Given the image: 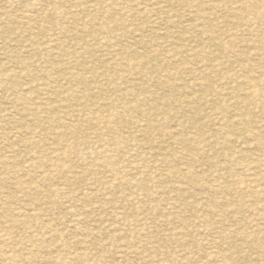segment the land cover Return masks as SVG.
<instances>
[{
    "label": "rangeland",
    "instance_id": "obj_1",
    "mask_svg": "<svg viewBox=\"0 0 264 264\" xmlns=\"http://www.w3.org/2000/svg\"><path fill=\"white\" fill-rule=\"evenodd\" d=\"M263 50L264 0H0V264H264Z\"/></svg>",
    "mask_w": 264,
    "mask_h": 264
},
{
    "label": "bare ground",
    "instance_id": "obj_2",
    "mask_svg": "<svg viewBox=\"0 0 264 264\" xmlns=\"http://www.w3.org/2000/svg\"><path fill=\"white\" fill-rule=\"evenodd\" d=\"M47 2V1H46ZM93 2H94V0H93ZM246 2V1H245ZM34 4V3H33ZM62 5V4H61ZM78 5V4H77ZM247 5H249V4H247ZM154 6V5H153ZM75 7V6H74ZM202 8V7H201ZM103 9V8H102ZM200 9V8H199ZM204 9V8H203ZM211 9V8H210ZM244 9H245V7H244ZM58 10V9H57ZM233 10V9H232ZM96 11V10H95ZM60 12V11H59ZM47 13V12H46ZM73 13V12H72ZM212 13V12H211ZM77 15V14H76ZM105 16V15H104ZM35 17V16H34ZM45 18V17H44ZM43 17H42V19H44ZM208 18V17H207ZM258 18H259V16H258ZM29 19V18H28ZM22 20V19H21ZM207 20H209V19H207ZM84 22V21H83ZM69 23V22H68ZM85 23V22H84ZM87 23V22H86ZM89 23V22H88ZM203 23V22H202ZM29 25V24H28ZM40 25V24H39ZM45 25H46V23H45ZM69 25V24H68ZM26 26V25H25ZM41 26V25H40ZM43 26V25H42ZM84 26V25H83ZM47 27H49V26H47ZM111 27V26H110ZM40 28V27H39ZM58 28L56 27V30H57ZM113 29V28H112ZM122 29V28H121ZM44 30V29H43ZM208 30V29H207ZM45 31V30H44ZM46 32V31H45ZM79 32V31H78ZM73 33V32H72ZM83 33V32H82ZM78 35H79V33H77ZM81 34V33H80ZM74 35V34H73ZM232 35V34H231ZM98 36V35H97ZM76 37V36H75ZM91 37V36H90ZM112 38V37H111ZM210 40V39H209ZM211 42V41H210ZM52 43H53V41H52ZM92 43V42H91ZM75 46H76V44H74ZM80 45V44H79ZM110 45V44H109ZM60 46V45H59ZM62 51H63V49H62ZM62 51H60V52H62ZM260 51V50H259ZM264 51V50H263ZM6 59V58H5ZM32 58H30V60H31ZM1 67V66H0ZM28 69V68H27ZM49 69V68H48ZM5 70V69H4ZM67 70V69H66ZM6 72V71H5ZM24 72H25V70H24ZM28 72V71H27ZM11 74V73H10ZM6 75V74H5ZM13 75V74H12ZM10 76V75H9ZM17 77V76H16ZM9 78H11V77H9ZM32 78V77H31ZM12 80V79H11ZM27 80V79H26ZM258 80V79H257ZM1 81V80H0ZM30 81H31V79H30ZM247 84H249V83H247ZM214 88V87H213ZM260 88V87H259ZM12 89V88H11ZM262 89V88H261ZM11 93V92H10ZM48 93V92H47ZM235 93V92H234ZM246 93V92H245ZM49 94V93H48ZM245 95V94H244ZM48 97H49V95H48ZM52 97V96H51ZM52 99V98H51ZM242 99V98H241ZM250 99V98H249ZM40 101V100H39ZM243 101V100H242ZM258 105V104H257ZM36 106V105H35ZM243 111V110H242ZM34 116V115H33ZM36 116V115H35ZM15 117V116H14ZM20 119V118H19ZM84 120V119H83ZM57 122V121H56ZM251 122V121H250ZM60 123V122H59ZM65 123V122H64ZM61 124V123H60ZM56 125V124H55ZM64 125V124H63ZM62 128V127H61ZM102 129V128H101ZM55 131H57V130H55ZM28 132V131H27ZM45 132V131H44ZM58 135H60L59 133H58ZM169 135V134H168ZM167 135V136H168ZM186 137V136H185ZM257 137V136H256ZM241 138V137H240ZM173 139V138H172ZM222 139H223V137H222ZM246 139H248V138H246ZM198 141V140H197ZM191 142V141H190ZM193 142V141H192ZM196 142V141H195ZM199 143V142H198ZM254 144H256V143H254ZM189 145V144H188ZM33 146V145H32ZM258 146V145H257ZM192 147V146H191ZM190 147V148H191ZM192 149H193V147H192ZM182 153V152H181ZM198 153V152H197ZM199 154V153H198ZM194 158V157H193ZM56 159H57V157H56ZM242 159V158H241ZM229 160V159H228ZM235 160H236V158H235ZM8 161V160H7ZM6 161V162H7ZM238 161V160H237ZM104 162V161H103ZM242 163V162H241ZM240 163V164H241ZM132 167H134V166H132ZM244 167H246V166H244ZM11 168V167H10ZM140 168V167H139ZM188 168V167H187ZM263 168V167H262ZM242 170V169H241ZM236 171V170H235ZM172 172V171H171ZM261 172V171H260ZM148 174V173H147ZM173 176V175H172ZM178 176V175H177ZM231 176V175H230ZM12 177V176H11ZM183 178H185V177H183ZM183 178H182V180H183ZM14 180V179H13ZM237 181H239V179L237 180ZM49 182V181H48ZM240 182V181H239ZM251 182V181H250ZM22 184V183H21ZM205 186V185H204ZM202 187V186H201ZM213 187H215V186H213ZM174 192V191H173ZM250 192V191H249ZM255 193V192H254ZM249 194V193H248ZM260 194V193H259ZM181 195V194H180ZM221 198V197H220ZM222 199V198H221ZM226 202V201H225ZM200 203V202H199ZM223 203V202H222ZM264 204V203H263ZM227 205V204H226ZM245 206V205H244ZM248 206H249V204H248ZM156 213V212H155ZM19 215V214H18ZM18 217V216H17ZM139 221H140V219H139ZM142 231V230H141ZM5 234V233H4ZM123 236V235H122ZM134 257V256H133Z\"/></svg>",
    "mask_w": 264,
    "mask_h": 264
}]
</instances>
